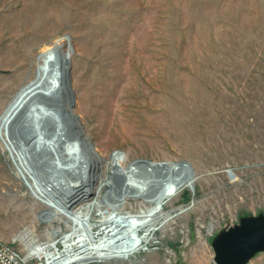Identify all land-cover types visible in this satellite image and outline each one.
<instances>
[{"label":"rangeland","instance_id":"374dc122","mask_svg":"<svg viewBox=\"0 0 264 264\" xmlns=\"http://www.w3.org/2000/svg\"><path fill=\"white\" fill-rule=\"evenodd\" d=\"M54 44L69 59L71 108L101 156V184L116 155L126 165L183 161L193 176L142 250L85 264H215L213 237L264 214V0H0V112ZM18 170L0 149V240L41 264L18 234L61 241L72 223L42 217L45 199L20 174L9 188ZM147 204L131 198L123 211ZM247 264H264V251Z\"/></svg>","mask_w":264,"mask_h":264},{"label":"bare ground","instance_id":"6f19581e","mask_svg":"<svg viewBox=\"0 0 264 264\" xmlns=\"http://www.w3.org/2000/svg\"><path fill=\"white\" fill-rule=\"evenodd\" d=\"M68 65L60 44L46 48L33 77L0 112V149L8 146L19 168L7 173L9 188L15 189L18 177L23 176L28 190L48 205L42 217L51 221L57 214H64L72 223L61 241L53 237L37 243L31 230L18 234L30 255L46 257L49 264L93 263L98 258L109 260L124 252L142 250L151 240V225L159 219L161 208L173 194L193 182L183 161L139 159L126 165L115 163V154L109 175L101 184V156L90 146L71 108ZM59 91L67 96L65 100L57 96ZM41 97H46L50 106L40 107ZM165 177L168 180L163 185ZM95 180L97 185H93ZM104 188L103 198L93 202V196ZM139 197L151 206L150 210L123 211L128 199ZM93 217L98 219L92 224Z\"/></svg>","mask_w":264,"mask_h":264},{"label":"water","instance_id":"95a60500","mask_svg":"<svg viewBox=\"0 0 264 264\" xmlns=\"http://www.w3.org/2000/svg\"><path fill=\"white\" fill-rule=\"evenodd\" d=\"M211 246L215 264H247L264 251V214L241 217L238 224L218 232Z\"/></svg>","mask_w":264,"mask_h":264},{"label":"built area","instance_id":"2783aa9c","mask_svg":"<svg viewBox=\"0 0 264 264\" xmlns=\"http://www.w3.org/2000/svg\"><path fill=\"white\" fill-rule=\"evenodd\" d=\"M38 259L41 264H49L45 259ZM0 264H26V261L12 246H7L0 240Z\"/></svg>","mask_w":264,"mask_h":264}]
</instances>
